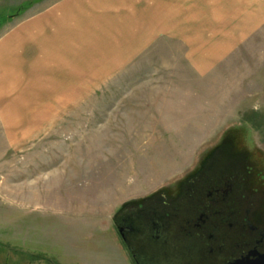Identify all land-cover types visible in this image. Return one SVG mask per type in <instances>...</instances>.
Returning <instances> with one entry per match:
<instances>
[{"label":"rangeland","instance_id":"374dc122","mask_svg":"<svg viewBox=\"0 0 264 264\" xmlns=\"http://www.w3.org/2000/svg\"><path fill=\"white\" fill-rule=\"evenodd\" d=\"M66 1L1 0L0 38ZM93 2L111 9L95 35L46 62L48 39H19L31 68L0 90V246L33 262L104 239L131 264L111 220L125 202L253 168L264 184V0Z\"/></svg>","mask_w":264,"mask_h":264},{"label":"flooded vegetation","instance_id":"af4514ba","mask_svg":"<svg viewBox=\"0 0 264 264\" xmlns=\"http://www.w3.org/2000/svg\"><path fill=\"white\" fill-rule=\"evenodd\" d=\"M248 172L242 182L218 173L122 204L111 220L131 264H264V184Z\"/></svg>","mask_w":264,"mask_h":264},{"label":"crops","instance_id":"0c3cea01","mask_svg":"<svg viewBox=\"0 0 264 264\" xmlns=\"http://www.w3.org/2000/svg\"><path fill=\"white\" fill-rule=\"evenodd\" d=\"M109 6L108 4H95L93 0L85 2H79V0L66 1L65 3L59 2L54 6L39 9L40 15L33 21L27 22L24 20L20 26L15 27L7 35L1 37L0 39L5 40L0 42V90L13 93L15 91L16 77L25 75L24 70L31 68L30 58H26V56L30 55H25L17 47L20 43L19 39H48L41 48L44 55L40 57L46 62V60L51 58L48 55V51L53 49L51 45L50 49L48 48L49 44H55L57 42L56 39H81L80 36L84 32H87L86 28L90 24H92L93 28L91 33H94L100 27L101 18L107 17L109 19V12L111 11ZM100 11L103 15L99 13ZM42 12L45 14H42ZM133 14V18L138 16L136 13ZM105 232L109 234V229ZM102 244L98 248L92 245L88 249L85 247V249L75 251L74 253L69 249L53 250V247L49 250L41 251H45L51 255H54L52 253H57L59 255V264H126L125 260L122 261L120 255H118L114 263L109 262V256H107L105 246ZM47 262L43 260L33 262L25 252L16 254L9 248L5 249L0 246V264H54L50 261Z\"/></svg>","mask_w":264,"mask_h":264},{"label":"trees","instance_id":"16d2710c","mask_svg":"<svg viewBox=\"0 0 264 264\" xmlns=\"http://www.w3.org/2000/svg\"><path fill=\"white\" fill-rule=\"evenodd\" d=\"M14 15H15V13H12V12L10 14H6V13L0 11V27L3 25L5 20L11 19Z\"/></svg>","mask_w":264,"mask_h":264}]
</instances>
